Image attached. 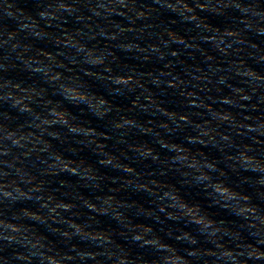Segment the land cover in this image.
I'll use <instances>...</instances> for the list:
<instances>
[{
    "label": "clouds",
    "instance_id": "clouds-1",
    "mask_svg": "<svg viewBox=\"0 0 264 264\" xmlns=\"http://www.w3.org/2000/svg\"><path fill=\"white\" fill-rule=\"evenodd\" d=\"M0 264H264V0H0Z\"/></svg>",
    "mask_w": 264,
    "mask_h": 264
}]
</instances>
